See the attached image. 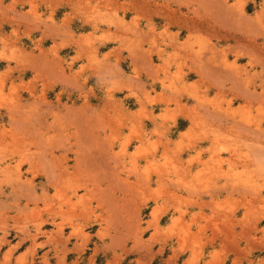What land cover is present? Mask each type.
Returning <instances> with one entry per match:
<instances>
[{"label":"rangeland","instance_id":"rangeland-1","mask_svg":"<svg viewBox=\"0 0 264 264\" xmlns=\"http://www.w3.org/2000/svg\"><path fill=\"white\" fill-rule=\"evenodd\" d=\"M69 2L0 34V264H264V0Z\"/></svg>","mask_w":264,"mask_h":264},{"label":"crops","instance_id":"crops-1","mask_svg":"<svg viewBox=\"0 0 264 264\" xmlns=\"http://www.w3.org/2000/svg\"><path fill=\"white\" fill-rule=\"evenodd\" d=\"M17 3L13 4L14 9L17 11V14L13 11H10L6 8V6L10 5L11 0H0V8L5 7V13H0V34L2 32L8 33L11 29H15L18 31V34L20 36L25 37V35H28L27 37L34 36V39H31L33 42L35 39L43 36V40H41L40 44L43 48L44 52H47V58L48 60H52L55 62H58V58H53L52 54L50 53L49 49L54 44V42H60L61 39H69L68 35H58L59 32H67L72 31V23H70V20L68 23L62 25L60 24L62 21L63 16L67 14L72 13V9L70 8V2L69 0H35L36 2V13L38 16L34 17L32 14L28 13V10L30 9V2L29 0H16ZM69 2V3H68ZM79 9H77L78 11ZM76 17H78V21L82 19L81 12H75ZM80 13V14H79ZM6 14V16H4ZM16 16L18 19V23L13 22L10 20L9 17ZM72 20V19H71ZM13 22V23H11ZM73 22V21H72ZM36 25L38 26V29L35 28ZM49 26L51 28H49ZM58 32V33H56ZM51 33V35H49ZM84 33V32H83ZM49 35V36H48ZM38 44V42L36 43ZM115 47L112 46V48ZM66 46H60L57 49L58 56L61 58V62H69L70 57L74 56L75 49H72L73 52L67 55V57H64V54H62V50H64ZM109 57V61H110ZM0 71L5 69L6 65L4 62L1 63ZM80 64L78 63L77 66ZM47 69V68H46ZM186 100L187 104H192V100L190 99H183V101ZM182 119L185 121L183 127L181 129H178L179 132H185L190 128L192 125L191 120L187 117H182ZM189 154V153H187ZM194 168V167H193ZM217 193L213 192L210 196H216ZM201 200L206 201L207 203L210 200V197L208 194L201 195ZM210 206L211 203H208ZM190 212H203L205 214L211 213L208 208L201 207L198 208H191L189 210ZM243 257V256H242ZM240 257V259L242 258ZM229 260H232L235 258V255H230L229 257H226ZM225 258V259H226ZM243 259H246L244 257Z\"/></svg>","mask_w":264,"mask_h":264},{"label":"bare ground","instance_id":"bare-ground-1","mask_svg":"<svg viewBox=\"0 0 264 264\" xmlns=\"http://www.w3.org/2000/svg\"><path fill=\"white\" fill-rule=\"evenodd\" d=\"M59 226V225H58ZM60 227H61V225H60ZM60 227H58V229L60 230V231H62L61 229H60ZM69 240V239H68ZM37 243V242H36Z\"/></svg>","mask_w":264,"mask_h":264}]
</instances>
